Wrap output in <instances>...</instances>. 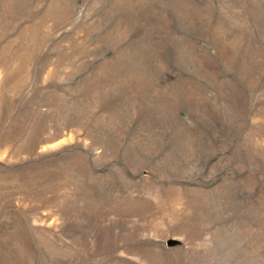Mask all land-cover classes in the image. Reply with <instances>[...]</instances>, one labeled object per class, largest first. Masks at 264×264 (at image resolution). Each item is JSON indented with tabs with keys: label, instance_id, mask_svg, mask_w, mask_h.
Listing matches in <instances>:
<instances>
[{
	"label": "rangeland",
	"instance_id": "374dc122",
	"mask_svg": "<svg viewBox=\"0 0 264 264\" xmlns=\"http://www.w3.org/2000/svg\"><path fill=\"white\" fill-rule=\"evenodd\" d=\"M0 264H264V0H0Z\"/></svg>",
	"mask_w": 264,
	"mask_h": 264
}]
</instances>
